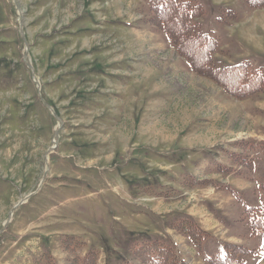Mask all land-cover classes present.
Here are the masks:
<instances>
[{"label": "rangeland", "instance_id": "obj_1", "mask_svg": "<svg viewBox=\"0 0 264 264\" xmlns=\"http://www.w3.org/2000/svg\"><path fill=\"white\" fill-rule=\"evenodd\" d=\"M194 1L214 60L264 75V0ZM153 17L148 0H0V264H140L130 247L154 239L190 264L224 243L264 264L245 213L264 200V93L193 72ZM186 218L199 248L171 227Z\"/></svg>", "mask_w": 264, "mask_h": 264}, {"label": "trees", "instance_id": "obj_2", "mask_svg": "<svg viewBox=\"0 0 264 264\" xmlns=\"http://www.w3.org/2000/svg\"><path fill=\"white\" fill-rule=\"evenodd\" d=\"M148 5L154 15L153 24L166 33L177 54L187 62L193 72L211 79L235 99L264 93V75L250 63L223 64L214 60L218 45L216 40L201 28L200 18L203 15V9L197 2L194 0H148ZM245 213L253 217L252 221L259 216L253 229L264 228V200L261 206L250 207ZM171 227L177 228L179 232L187 236L197 248L205 238L209 237L208 233L188 218L172 224ZM130 252L140 264H190L178 259L174 248L158 239L134 244L130 247ZM247 252L241 246L224 243L223 256L211 255L206 258V261L209 264H242L239 257ZM96 260L97 255L94 251H89L82 258H74L73 264H96ZM119 264H129V262L124 261Z\"/></svg>", "mask_w": 264, "mask_h": 264}, {"label": "crops", "instance_id": "obj_3", "mask_svg": "<svg viewBox=\"0 0 264 264\" xmlns=\"http://www.w3.org/2000/svg\"><path fill=\"white\" fill-rule=\"evenodd\" d=\"M201 217H202V215H201ZM196 220H197V219H196ZM197 221H198V220H197ZM202 222L205 224V221H204V220H202ZM199 224H200V223H199ZM201 225H202V224H201ZM201 225H200V227H201L202 229L207 230L206 227H202L203 225H202V226H201ZM212 236H214V235L212 234ZM184 239H185V238H184ZM174 246H175V245H174ZM174 246H173V247H174ZM174 249L176 250L177 255L179 256L181 250H179L176 246L174 247ZM261 260H264V257H263Z\"/></svg>", "mask_w": 264, "mask_h": 264}]
</instances>
